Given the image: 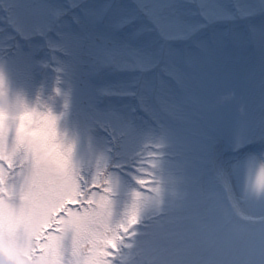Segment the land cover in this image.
Returning a JSON list of instances; mask_svg holds the SVG:
<instances>
[{
    "label": "rangeland",
    "instance_id": "374dc122",
    "mask_svg": "<svg viewBox=\"0 0 264 264\" xmlns=\"http://www.w3.org/2000/svg\"><path fill=\"white\" fill-rule=\"evenodd\" d=\"M0 19V35L14 37L21 48L28 34L41 44L38 30L49 28L72 37L76 51V87L71 104L65 101L62 110L39 95L0 84V254L24 264L6 239L15 217L4 194L11 180L8 170L31 165L61 177L62 199L51 216L61 210L66 215L54 224L46 218L43 227L53 226L55 235L68 218L80 220L83 209L67 205L83 200L91 209L89 244L123 237L114 264H264L258 209L241 204L239 216L220 218L206 210L202 194L192 189L158 216L145 217L149 209L139 202L130 168L109 179L101 167L98 175L104 178L89 180L79 166L110 143L112 128L124 127L129 119L157 117V97L182 106L211 131L214 143L202 139L197 146L201 155L218 148L221 157L232 158L260 148L264 0H0ZM17 63L22 67L26 58ZM229 91L237 100L211 103ZM141 98L148 99L151 110ZM241 101L244 114L237 111ZM134 141L129 132V144ZM236 142L243 145L240 153L229 150ZM152 148L146 140L138 152L154 164ZM27 223L32 225L31 218ZM43 264H56L55 258H44Z\"/></svg>",
    "mask_w": 264,
    "mask_h": 264
},
{
    "label": "clouds",
    "instance_id": "9594fccd",
    "mask_svg": "<svg viewBox=\"0 0 264 264\" xmlns=\"http://www.w3.org/2000/svg\"><path fill=\"white\" fill-rule=\"evenodd\" d=\"M38 32L42 43H33L37 36L28 34L23 48L14 37L0 35V84L5 88L10 86L13 92L39 95L62 110L65 101L71 104L76 87L72 75V60L76 55L72 37L49 28ZM20 57L26 58L22 67L17 63ZM234 100L236 93L229 91L211 103ZM141 101L146 110H151L147 98ZM155 103L160 108L157 117L129 119L124 127L112 128L110 143L99 147L90 162L79 164L83 175L89 180L111 179L123 168H130L135 173L134 190L141 194L139 202L149 209L145 217L158 216L195 189L202 194L206 210L220 218L239 216L237 206L243 204L258 209L259 219L264 223V138L259 141L260 148L239 156L223 158L218 148L204 156L197 146L202 139L214 143L211 131L202 128L194 114L189 115L182 106L159 97ZM237 111L245 113L244 102L237 103ZM129 132L135 135L132 144L128 142ZM146 140L153 144L151 150L155 154L149 160L154 164L146 162L138 152ZM242 147L236 142L229 150L240 153ZM101 167L104 177L98 175ZM186 177L191 178L190 184L185 182ZM139 179L144 184L138 183Z\"/></svg>",
    "mask_w": 264,
    "mask_h": 264
},
{
    "label": "snow or ice",
    "instance_id": "6c2138e0",
    "mask_svg": "<svg viewBox=\"0 0 264 264\" xmlns=\"http://www.w3.org/2000/svg\"><path fill=\"white\" fill-rule=\"evenodd\" d=\"M8 171L11 173V180L7 183L8 192L4 194V198L15 220L12 230L6 231V239L22 254L24 264H43L44 258H55L56 264H114V257L123 237L118 240L106 237L105 240L89 244L93 230L89 219L91 209L83 200L80 204L67 205V208L83 209L80 220L68 218L63 231L55 235L53 226L43 227L46 218L51 219L54 224L57 219L66 215L61 210L51 216V209L57 207L62 199L58 187L61 177L57 173L33 169L31 165H26L19 172L15 168ZM90 194L87 192L85 196ZM29 218L32 220L31 226L27 223ZM132 222L135 223L134 216ZM49 253L52 255L49 256ZM0 262L17 264V259L0 254Z\"/></svg>",
    "mask_w": 264,
    "mask_h": 264
}]
</instances>
